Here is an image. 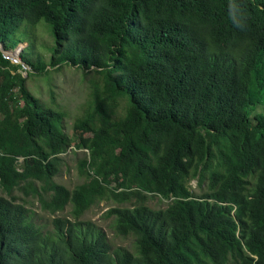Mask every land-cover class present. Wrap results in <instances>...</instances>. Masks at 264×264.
<instances>
[{"label":"trees","instance_id":"obj_1","mask_svg":"<svg viewBox=\"0 0 264 264\" xmlns=\"http://www.w3.org/2000/svg\"><path fill=\"white\" fill-rule=\"evenodd\" d=\"M23 43L34 73L94 81L67 125L0 50V264H264V0H0V49ZM70 148L72 190L54 182ZM29 197L71 219L50 238ZM103 201L133 252L79 221Z\"/></svg>","mask_w":264,"mask_h":264},{"label":"rangeland","instance_id":"obj_2","mask_svg":"<svg viewBox=\"0 0 264 264\" xmlns=\"http://www.w3.org/2000/svg\"><path fill=\"white\" fill-rule=\"evenodd\" d=\"M35 43H50L51 39L49 34L44 30H37L35 32ZM26 43L18 45L13 51L15 55H20L22 50L25 48ZM2 48V44H0ZM1 51L3 49H0ZM33 51H37L44 60L49 58V53L43 51L39 48H34ZM5 57L11 65L16 67V72L21 73L23 77L27 76V88L31 94L36 96L40 101L43 102H53L55 105L59 106L67 114L66 122L70 125L73 118L80 112L82 107L92 91L94 77L89 73H84L83 71L77 70L75 68H68L57 66L53 69H45L47 72L34 73L31 69L27 68L25 65L20 63V59L16 57H11L5 51H2ZM19 67V68H18ZM16 94V102L18 105H22V101L19 98L18 90L14 89ZM14 93V94H15ZM256 112H263L261 106L256 109ZM70 148L67 153H65L62 161L60 175L54 179V182L64 186L68 190H72L77 184L82 181L81 176L77 171V161L81 158L82 152L80 150H75L72 152ZM21 162V159L19 160ZM192 189L196 188V181L190 183ZM113 186V185H112ZM0 195L5 194L0 190ZM13 195L18 199L22 200L23 195L21 191L15 190ZM167 201L160 202L157 198L151 199L149 201V206L151 208H162L165 207ZM25 205L28 210L29 216L32 221L36 223L45 233L48 234L50 238L53 235L52 221L56 218H68L71 219L70 210L71 207L67 206L63 211L57 212L55 214H50L43 211L40 207L38 201L32 197L25 199ZM116 207L112 202H100L92 206L87 210L79 219V221L84 225V227H91L99 232H101L106 241L109 243L111 248H123L130 252L134 251V238L132 236L122 237L114 233L113 230V217L109 216L107 213L110 209Z\"/></svg>","mask_w":264,"mask_h":264},{"label":"clouds","instance_id":"obj_3","mask_svg":"<svg viewBox=\"0 0 264 264\" xmlns=\"http://www.w3.org/2000/svg\"><path fill=\"white\" fill-rule=\"evenodd\" d=\"M236 5L235 4H232V5H230V12L231 13H234L235 11H236ZM234 20H235V16L233 15V17H232ZM2 51H4V50H2ZM6 52V51H5ZM7 53V52H6ZM19 56V55H18ZM18 59H19V57H17Z\"/></svg>","mask_w":264,"mask_h":264},{"label":"water","instance_id":"obj_4","mask_svg":"<svg viewBox=\"0 0 264 264\" xmlns=\"http://www.w3.org/2000/svg\"><path fill=\"white\" fill-rule=\"evenodd\" d=\"M7 53H8V55L9 56H11V57H18V54L17 55H15L16 53L14 52V51H6Z\"/></svg>","mask_w":264,"mask_h":264},{"label":"built area","instance_id":"obj_5","mask_svg":"<svg viewBox=\"0 0 264 264\" xmlns=\"http://www.w3.org/2000/svg\"><path fill=\"white\" fill-rule=\"evenodd\" d=\"M3 54V53H2ZM3 57L5 58V59H8V60H10L9 58H7V57H5V55L3 54Z\"/></svg>","mask_w":264,"mask_h":264}]
</instances>
